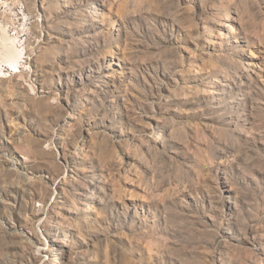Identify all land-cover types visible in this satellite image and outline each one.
Wrapping results in <instances>:
<instances>
[{
    "label": "rangeland",
    "instance_id": "1",
    "mask_svg": "<svg viewBox=\"0 0 264 264\" xmlns=\"http://www.w3.org/2000/svg\"><path fill=\"white\" fill-rule=\"evenodd\" d=\"M9 2L0 264H264V0Z\"/></svg>",
    "mask_w": 264,
    "mask_h": 264
},
{
    "label": "bare ground",
    "instance_id": "2",
    "mask_svg": "<svg viewBox=\"0 0 264 264\" xmlns=\"http://www.w3.org/2000/svg\"><path fill=\"white\" fill-rule=\"evenodd\" d=\"M0 2L7 7L10 6L9 0H1ZM86 13L90 15L91 11L87 10ZM11 32L9 28L0 23V65H2L1 67L9 66L17 70L21 59L24 58L25 48L20 33L14 32V34H11Z\"/></svg>",
    "mask_w": 264,
    "mask_h": 264
}]
</instances>
